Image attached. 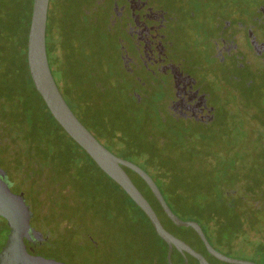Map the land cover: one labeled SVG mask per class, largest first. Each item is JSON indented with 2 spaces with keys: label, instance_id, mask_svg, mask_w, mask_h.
I'll return each instance as SVG.
<instances>
[{
  "label": "flooded vegetation",
  "instance_id": "flooded-vegetation-1",
  "mask_svg": "<svg viewBox=\"0 0 264 264\" xmlns=\"http://www.w3.org/2000/svg\"><path fill=\"white\" fill-rule=\"evenodd\" d=\"M98 2L91 12L109 38L98 68L107 70L110 80L128 91L136 112L155 110L160 118L158 127L172 133L173 143H177L176 133L188 135L193 124L203 129L200 136L226 133L236 122L227 119L235 110L225 104V95L241 99L242 89L251 90L244 94L245 101L259 112L252 111L253 119H261L264 0ZM74 45L79 47L76 42ZM108 65L120 70L122 76L109 73ZM97 96L94 92L88 100H81L78 110L87 117L90 108L89 119L95 116ZM108 122L102 118L97 125L109 129ZM103 135L101 138L109 141ZM39 145L19 138L12 126L2 127L0 116V178L4 170L10 187H16V193L22 192L28 200L30 212L29 222L20 224L23 243L17 246L16 257L3 262L2 252L13 226L0 213V264H112L108 258L113 244L106 236L112 231L108 232L105 218L98 216V207L85 201L80 186L64 176L67 171L60 157L51 159L45 154L46 146ZM78 161L85 167L84 161ZM234 173L235 180L240 179L237 163ZM230 190L234 195L241 192Z\"/></svg>",
  "mask_w": 264,
  "mask_h": 264
},
{
  "label": "trees",
  "instance_id": "trees-1",
  "mask_svg": "<svg viewBox=\"0 0 264 264\" xmlns=\"http://www.w3.org/2000/svg\"><path fill=\"white\" fill-rule=\"evenodd\" d=\"M54 1L57 0L50 1L49 15L52 12ZM98 1L61 0L60 6L71 7L70 10H67L70 17L65 22H61L59 26L56 24V29L50 24V17L53 20L55 17L48 15L47 50L49 61L54 75L56 72L59 73L58 67L66 72L67 79L58 80L56 76L55 78L74 111L73 98L85 101L94 92L104 100L102 107L112 106L113 101L110 96L115 93L122 91L128 98V91L123 89L120 83L116 84L111 81L107 70L98 68L97 63L101 54L91 52L92 50L97 52L98 48L102 52L105 50L101 41L96 42L99 39L98 32L101 31L102 26L92 15L95 6L100 4ZM32 9L33 0H0V116L2 127H14L18 137L25 138L33 146L43 143V146H46V156L53 160L66 156L64 163L67 173L69 170L67 166L80 160L78 152L80 151L85 154L89 164L94 165L105 175L110 190L107 201L103 202L102 199L98 200L97 198V192L100 191L99 184L102 183L97 186L89 171L86 174L84 171L81 172L83 174L80 176L82 181L87 182L88 185L85 190L80 188V191L84 193L85 201L89 200L92 205L98 207L97 214L99 217L105 218L108 223V231L112 230L113 238L119 237L120 239V235L125 230L128 231V227L125 225L126 220L128 226L135 224L134 227L138 228V232L142 231L144 235L142 237L144 247L139 248L138 252H135L134 247H129L132 245L125 244L129 250L126 254H121L123 245L118 243L117 248V245L113 244L108 258L109 262L114 264L113 258L115 257L114 259L119 263V258L128 259V253L131 256L136 253V256L148 259L147 264H169L167 260L168 244L158 235L150 218L126 191L99 167L87 151L63 129L36 89L30 74L27 55ZM79 30H82L85 37L94 43L90 46V50L88 49L85 53L81 52L82 54L77 51L78 47L76 48L74 45L76 42L74 36L78 34ZM76 43L78 44V42ZM57 51L61 52L63 60ZM115 73L122 76L120 70H114L113 74ZM61 81L66 85L62 87ZM69 97H73L72 101ZM128 99L130 100V98ZM134 101L136 102V99ZM88 110L91 111L90 108ZM90 111H86L87 117L90 116ZM142 112L144 113L137 112V117H135L126 111L128 116L122 118L127 129L109 130L104 134L110 138L109 142L119 152L116 154L143 167L156 181L171 209L183 219L198 221L208 240L217 250L229 256L236 252H252V256H254L252 260L258 264H264V150L259 165L254 170L249 166L243 168L240 179L235 180L231 177L223 181H208L212 183H206V178L202 177V174L207 165L201 161H198V166L191 165L192 159L186 149L188 136L184 133L180 134L182 146L178 148V145L172 141V133L158 132L156 121L160 118L155 116V110L149 108ZM75 113L77 114L76 111ZM20 114L25 115L22 120L19 118ZM39 114L44 117L41 123L39 119L34 120L33 118ZM40 136L44 139L38 138ZM131 139L134 142H131ZM180 151L185 156L183 155L182 159H177L175 153ZM196 154L203 157L204 150L200 145L196 147ZM208 163L210 162L208 161ZM125 169L150 201L169 231L201 252L212 264H234L222 261L210 254L194 228L176 225L166 214L146 181L129 167H125ZM195 174L200 175L201 182H196ZM71 180L73 181V179ZM196 186L198 190H194ZM237 188L241 189L239 194L229 193L230 189ZM111 215H114L113 223ZM187 257L188 264H200L199 260L190 253H187ZM132 259L133 257L130 258V264H132ZM172 259L175 264H185V257L177 248L173 250ZM133 262L136 263L135 260Z\"/></svg>",
  "mask_w": 264,
  "mask_h": 264
},
{
  "label": "rangeland",
  "instance_id": "rangeland-1",
  "mask_svg": "<svg viewBox=\"0 0 264 264\" xmlns=\"http://www.w3.org/2000/svg\"><path fill=\"white\" fill-rule=\"evenodd\" d=\"M61 0H57L56 2L54 1L53 5H52V9L50 12V15H53L55 17V20L51 19L50 17V24L56 29V24L59 26L60 23L65 22L70 16L67 13V10H70L71 7H64V5L60 6ZM62 9V10H61ZM53 18V17H52ZM99 39L96 42L101 41L104 46H107V43L109 44V38L106 37V35L99 31ZM93 37H95V35H93ZM57 38V36H56ZM55 38V39H56ZM74 38L76 39V42H78L79 47L77 48V51L79 53L87 51L88 49H91V45H93L94 43L87 37H85V33L82 32V30H79L78 34H76L74 36ZM108 38V39H107ZM89 39V40H88ZM57 40V39H56ZM59 41V40H57ZM100 42V43H101ZM98 48V47H97ZM59 52V51H57ZM92 53H96V54H103L102 50L100 48L97 49V52H94L93 50L91 51ZM82 54V53H81ZM112 59L110 58V61ZM58 67V66H57ZM109 73H113L114 72V67L113 66H109ZM58 72L55 73L56 78L59 80L61 79H67L66 78V72L62 69L59 68L57 69ZM63 81V80H62ZM61 83L63 84L62 87L66 84H64V82ZM248 92H251V90H244L242 89V98L241 99H236V97H233L232 95H229V98L227 97V95H225V97L228 99L227 103H225L226 105H230L229 108H232L233 110H235V114L232 117H227L225 116V114L223 115V118H226L231 120L234 119L232 121L236 122V123H231L233 125V127L231 129H228L226 133L224 134H220V135H216L213 136L210 133L205 134L200 136L199 134H201V131H203V129L199 126H197L196 124H193L189 127V129L191 131L188 132V142L186 143L187 147L186 149L189 151V157L190 159H192L191 161V165H196L198 166L199 163L198 161H201L202 163H204L205 165H207V167L204 170V173L202 174V177L206 178V183H212V182H208V181H220V180H225L228 178H234V167L236 165V163L240 166V169L243 170V168H248L251 167L252 170L255 169V167H257L259 165L260 159L263 156V150H264V124L260 123V120L263 119L264 120V113H260L261 115V119L258 120H254L252 118L253 112L259 115V112L257 109H255V107H253V105H250V102L245 101V97H247L244 94H249ZM255 93H259V91L254 90ZM98 94V93H97ZM245 96V97H244ZM250 97V96H249ZM70 98V101H72V98ZM110 98L112 99L113 103L112 106H105L101 109V105H103L104 100L102 98H100V95L98 94V96L95 98L94 104L98 105L97 110H94V115L92 116L91 119H89V117H84V115L81 113L82 111H79L78 109L82 108V102L81 100H76L74 99V102L72 105H74V109L77 112V114L82 118L83 122H85V124L91 129V131H93L94 134H96V136L102 141L103 144H105L108 148H110L111 150H113L115 153H119L118 151L115 150V148H113V146L111 145V143L108 140H105L104 138H101V136L107 132V130H121V129H127V125L125 124L124 120L122 117L124 116H128L126 111L128 113H131L132 115H135V117H137V109H134L133 107V103L124 96V94L122 93H115L114 95H111ZM94 105L93 108L96 106ZM242 105V106H240ZM249 106V107H247ZM246 107V108H243ZM253 109H252V108ZM255 109V110H254ZM99 118V120H97V116ZM122 115V116H121ZM17 116V114H16ZM24 114H20L19 118L22 120L24 118ZM238 116V117H237ZM23 117V118H22ZM34 120L39 119V122L41 123V121L44 119L43 115L39 114L36 117H33ZM105 119L106 121H111L108 122L107 126L109 129H105V128H101L99 127V122L100 120ZM240 119L242 122V126L240 123ZM45 121V120H44ZM43 121V122H44ZM96 122V123H95ZM98 123V125H97ZM238 123V124H237ZM238 125V126H237ZM201 130V131H200ZM160 131H167L166 127L164 126H159L158 127V132ZM260 131V132H259ZM177 134V143H174L175 145H178L177 147L180 148L182 146L181 143V137H180V132L176 133ZM186 134V133H185ZM38 138H43L42 136L38 137ZM44 139V138H43ZM46 139V138H45ZM131 142H134L133 139H131ZM46 143V142H45ZM204 150V154L203 157L198 156L196 154V147L199 146ZM126 146V145H125ZM78 151V150H77ZM80 153V161H84L81 162L85 167L79 166L80 162L78 161V165L70 164L69 166H67V168H69V171L67 173V176L70 179H73V181L76 180V185L80 186L81 190H85V188H88V185L86 184L87 182H83L81 177L83 174L81 173L82 171H84V173L86 174L87 171H89L92 175H93V179L96 183V185L98 186L100 185V191L97 192L98 193V200H103V202L107 201V197L109 196V184L108 181L105 177V175L98 170V168H96L94 165L89 164L87 161V157L85 156V154L80 151H78ZM43 155H45L44 153H41ZM176 157L177 159H182L184 153L183 152H176ZM185 156V155H184ZM59 158V157H58ZM66 159V156L60 157L59 160H62V162H64V160ZM208 161L210 163H208ZM263 161V159H262ZM90 162V161H89ZM92 167V169L90 168V166ZM210 164V165H209ZM3 165V163H2ZM180 166V163L178 164ZM197 177H200V175L195 174ZM195 177V176H194ZM195 177V179L197 180L196 182H201V177L197 178ZM240 178V175H239ZM90 186V185H89ZM109 186V187H108ZM13 191L17 192V188L14 186H11ZM75 189V188H74ZM76 190V189H75ZM194 190H198V187L196 186V188ZM85 192V191H84ZM108 195V196H107ZM87 216L84 217V219ZM114 215H111V221L113 223L114 219H113ZM83 218V216H82ZM125 225L126 227H128V231L125 230V232L123 234L120 235V239L118 238H113V234L112 235H108L107 236V240L111 243V244H115L117 245L118 248V243L123 245V249L121 251V254H126V252L129 250V247L135 250V252H138L139 248H143V241H142V237L144 236L142 234V231L139 233L138 232V228L134 227L135 224H130L128 226V221H125ZM133 225V226H132ZM112 231V230H110ZM108 231V232H110ZM138 233V234H136ZM118 235V232H117ZM146 242V241H145ZM125 244H129L132 246H127ZM141 244V247H139V245ZM147 244V242H146ZM133 253V252H132ZM130 253L127 254V257H129L128 259L122 257L119 258V263L116 262V259L113 258L114 260V264H130V258L133 257V259L131 260L132 264H147V262L149 261L148 259H145V257H141V256H136V253H133V256L129 255ZM252 252L250 253H244V252H236V253H232V256L237 257V258H243V259H249L252 260L254 258V256H252ZM149 255V254H148ZM83 260H86V256L83 255ZM136 261L133 262V261Z\"/></svg>",
  "mask_w": 264,
  "mask_h": 264
},
{
  "label": "water",
  "instance_id": "water-1",
  "mask_svg": "<svg viewBox=\"0 0 264 264\" xmlns=\"http://www.w3.org/2000/svg\"><path fill=\"white\" fill-rule=\"evenodd\" d=\"M51 0H33V9L30 30L28 35V64L30 74L36 89L39 91L54 118L63 129L94 159L99 167L116 181L133 201L150 218L158 235L167 242V260L175 264L172 259L174 248H177L185 257L188 264L187 253L197 258L200 264H212L201 252L194 249L189 243L169 231L162 223L156 210L144 193L135 184L126 171L129 167L138 173L148 184L166 214L178 226L192 227L201 237L210 254L218 259L234 264H258L249 259L229 256L217 250L208 240L202 226L198 221L183 219L169 206L163 193L153 177L140 165L118 156L105 146L81 121L64 97L55 75L53 74L47 50V24ZM0 178V213L5 216L13 226L11 236L2 252V262L16 257L17 246L22 245L21 222H29V202L22 192H14L2 170Z\"/></svg>",
  "mask_w": 264,
  "mask_h": 264
}]
</instances>
